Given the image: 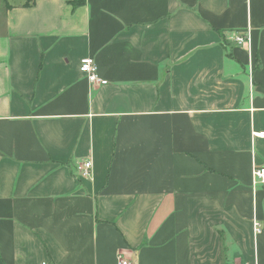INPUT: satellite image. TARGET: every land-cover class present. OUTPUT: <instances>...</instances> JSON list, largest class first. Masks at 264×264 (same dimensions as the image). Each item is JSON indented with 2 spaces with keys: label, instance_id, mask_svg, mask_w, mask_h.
<instances>
[{
  "label": "crops",
  "instance_id": "obj_1",
  "mask_svg": "<svg viewBox=\"0 0 264 264\" xmlns=\"http://www.w3.org/2000/svg\"><path fill=\"white\" fill-rule=\"evenodd\" d=\"M72 1L0 6V264H264V0Z\"/></svg>",
  "mask_w": 264,
  "mask_h": 264
},
{
  "label": "built area",
  "instance_id": "obj_2",
  "mask_svg": "<svg viewBox=\"0 0 264 264\" xmlns=\"http://www.w3.org/2000/svg\"><path fill=\"white\" fill-rule=\"evenodd\" d=\"M234 43L238 45L239 47L247 46L250 43V37L249 34H239L234 39ZM80 72L81 74L89 80L91 84L94 85H107L108 82L102 78L99 77L98 74V66L93 58H85L80 63ZM254 137L260 140H264V132L263 133H253ZM76 169H78V173L80 175L81 179L87 180L90 178L92 173V162H84L82 164H79L76 166ZM253 179L255 185H261L264 187V167L255 168L253 171ZM254 228L255 232L257 234H261L263 232V226L258 221L254 222ZM48 264V263H44ZM119 264H132L131 261L127 260L124 257H121L119 260Z\"/></svg>",
  "mask_w": 264,
  "mask_h": 264
},
{
  "label": "rangeland",
  "instance_id": "obj_3",
  "mask_svg": "<svg viewBox=\"0 0 264 264\" xmlns=\"http://www.w3.org/2000/svg\"><path fill=\"white\" fill-rule=\"evenodd\" d=\"M25 0H0L1 9H3L2 17L4 16V6L9 4L24 3ZM31 1V0H30Z\"/></svg>",
  "mask_w": 264,
  "mask_h": 264
},
{
  "label": "trees",
  "instance_id": "obj_4",
  "mask_svg": "<svg viewBox=\"0 0 264 264\" xmlns=\"http://www.w3.org/2000/svg\"><path fill=\"white\" fill-rule=\"evenodd\" d=\"M84 3H85V0H73L71 2L72 6H74L75 8L83 7ZM27 6H29V5H27Z\"/></svg>",
  "mask_w": 264,
  "mask_h": 264
}]
</instances>
